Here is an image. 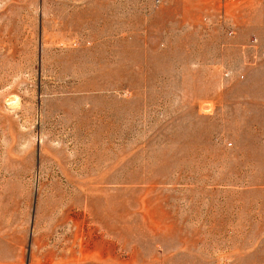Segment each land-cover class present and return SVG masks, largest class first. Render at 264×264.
Wrapping results in <instances>:
<instances>
[{"label": "rangeland", "instance_id": "obj_1", "mask_svg": "<svg viewBox=\"0 0 264 264\" xmlns=\"http://www.w3.org/2000/svg\"><path fill=\"white\" fill-rule=\"evenodd\" d=\"M0 264H264V0H0Z\"/></svg>", "mask_w": 264, "mask_h": 264}]
</instances>
